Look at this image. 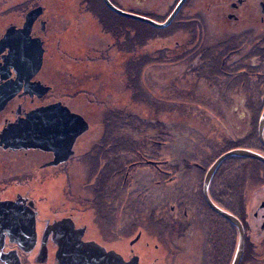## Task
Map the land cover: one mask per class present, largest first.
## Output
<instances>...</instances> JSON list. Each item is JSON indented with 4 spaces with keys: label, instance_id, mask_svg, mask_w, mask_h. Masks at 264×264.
Instances as JSON below:
<instances>
[{
    "label": "rangeland",
    "instance_id": "obj_1",
    "mask_svg": "<svg viewBox=\"0 0 264 264\" xmlns=\"http://www.w3.org/2000/svg\"><path fill=\"white\" fill-rule=\"evenodd\" d=\"M22 1L24 0H0V35L10 24H22L33 1L37 0H28L29 8ZM113 1L124 7V10L145 12L148 16L155 15L161 22L168 18L179 0ZM38 3L45 6L55 22L46 39L44 64L39 77L42 78L44 73L50 72V68L55 78L63 79L69 92L78 97L80 106L83 107L84 102L92 105L94 109L89 111L96 121L93 123L94 129H103L108 120L115 124L117 129H113L115 135L112 145L105 139L99 141L102 144L106 142L104 146L107 149L98 153L92 149L88 150L89 156L82 162L66 167L65 177L38 183L37 195L41 198L39 206L43 205L42 201H48L47 205L61 214L73 213L77 221L92 223L98 229V234L99 230L102 234H99L98 239L118 238L116 242H108L109 247L127 253L130 248L129 241L134 238H141L138 242L162 241L160 230L154 226L148 227L149 216L154 207L165 206L164 212L171 214L172 205L177 213L179 205L182 204L181 210H187L188 218L193 219V227L181 237L182 240L177 241L180 237L173 236L168 238V241L192 242V251L186 255H194L193 264L203 257L207 262L210 258L208 242L216 240V254L223 249V245L218 246L217 241L223 239L224 228L223 225L208 226L206 213L209 211L205 213L197 204L199 190L202 192L204 182V175L199 172L216 157L220 149H224L223 138L227 128L231 131L229 136L234 139L238 138L239 133H244L242 129L248 128L244 125L232 131L235 121L231 116L237 117V112L245 109L246 102L241 100L244 94L250 92H239L238 88L234 102L229 104L233 107L228 109V102L225 101L224 94L219 93L214 81L210 82L202 72L192 74L184 71L190 62H195L190 57H194L197 36L194 37V33L189 31L194 27V18L201 17L200 14L207 17L205 8L210 6L211 0H186L176 17L179 16L181 23L190 29H178L172 36L158 37L148 43V37L143 33L144 27L138 24L133 26L131 23L130 31H116L120 36L119 40L115 41L113 31L106 30L99 18L86 9L82 0H38ZM204 25L206 26L205 20L202 26ZM204 34L202 42L210 54L206 30ZM186 55L187 57H184ZM134 65H139L141 79L136 78ZM89 78H92L93 82ZM139 83L150 99L144 100V96L134 95ZM142 95L141 93L140 96ZM134 116L140 120H136ZM122 118H127L131 124L123 126ZM135 143L139 144L138 148H134ZM94 145L95 141L91 145L92 148ZM95 155L105 161L112 158L109 162H118L117 166L106 165L104 168L112 167L116 168L117 172L121 171L115 175L114 181L123 182L121 186L126 192L144 190L149 198L151 196L146 204L149 208L145 209V212L140 210L141 203L138 198L128 204V198H123L127 196L125 192L116 197L114 206H117L118 211H114L116 214H110L113 219L105 210L97 206V209L94 208L96 203L91 204L85 193L88 185L95 184L94 177L98 167H94L95 163L91 160ZM145 159L166 160L165 168L163 166L165 171L160 173L153 165H146ZM221 167L224 168V163L219 169ZM68 171L75 173V177L67 176ZM254 174L255 172L251 180L254 182L249 185L247 205L251 221L257 191L256 186L254 187ZM56 175L63 176V173L57 172ZM158 179L160 183H157ZM124 182L129 189L123 186ZM233 183L239 193L240 177L234 178ZM212 184L214 185V178L211 186ZM123 194L125 195L122 196ZM237 202L238 199L232 201ZM131 206L132 210H128ZM192 215L199 221L195 229ZM94 226H91L92 229ZM100 228L106 230L102 231ZM140 231L141 234L137 235ZM248 233L252 239L258 237L255 228L251 230L249 227ZM163 236L166 234L163 233ZM123 242H126L127 246ZM139 245L141 243L135 245L136 251L140 249ZM160 251L161 249H155L154 246L142 250L143 253L146 252L144 264H156L155 258ZM178 254L174 246L168 247L164 252V264H190L189 259H182Z\"/></svg>",
    "mask_w": 264,
    "mask_h": 264
},
{
    "label": "flooded vegetation",
    "instance_id": "obj_2",
    "mask_svg": "<svg viewBox=\"0 0 264 264\" xmlns=\"http://www.w3.org/2000/svg\"><path fill=\"white\" fill-rule=\"evenodd\" d=\"M22 3L29 8L28 0H24ZM39 6L43 7V11L34 22L30 35L34 38H40L46 51V39L53 30V26H55V24L52 25L54 17L47 13L48 10L44 5H40L38 0L36 2L33 1L32 7L28 12ZM117 6L122 8L120 5ZM135 13L148 16L145 12ZM205 13L207 17H204L205 14H200L201 17L194 18V37L197 36L196 44H194V72H199L198 70L204 67H209L210 69L219 68L224 73L223 75L216 73L217 78H214L215 81H223V85L237 86L239 92L242 90L250 91L248 94H244L241 100L246 102L244 105L245 109L237 112V117L231 116L235 121V127L231 129L232 131L244 127V125L248 128L242 129L244 133H239L237 139L229 136L231 131H229L230 128H227L226 132H224L223 141L226 147L238 145L234 148H247L264 157V140L260 131L264 113V0H211L210 6L207 9L205 8ZM204 20L206 26H202ZM24 22L22 24H10L0 35V39L4 37L9 27L20 28L24 25ZM230 28H237V30H231ZM204 30L207 32V40L210 43V54L208 50L203 52L204 49L199 48V45H197L198 39L203 41L205 38ZM9 51L10 48L7 47L0 53V95L9 84L16 85L17 71L15 67L11 66V64L5 67ZM40 71L33 76L30 82H40L45 87H49L48 91L45 92L38 86L26 87V83H23L0 110V202L5 204L0 207V264H144V253L146 252L143 253L142 250L149 249L152 246L155 249H161L156 255V264H164V252L171 246H174L178 251V257H182V259L186 257V259L191 261L189 263L193 264L194 255H186L187 252L192 251V242L168 241L173 236L180 237L177 238V241L182 240L181 237H184L188 230L193 227V219L188 218L187 210H181L182 204L179 205L180 209H178L177 213L174 211L175 206L172 205L170 207L173 210L171 214L164 212V210L166 211L165 206L154 207L149 216L148 227H157L160 230L162 241L138 242L141 238H134L129 241L130 248H128L129 251L127 253L119 252L118 249L109 247L108 242H116L118 238L110 240L98 239L99 234H102L100 230L98 234V229L92 223H90L91 226L95 227L93 229L88 222L77 221L73 213L61 214L60 211L47 205L48 201H42L43 205L39 206L41 198H38L37 195V184L65 177L66 167H71L76 162H82L85 157L89 156V154L87 155L88 150H96L98 153L107 149L99 141L108 134L109 130L106 127L103 129L102 127H96L94 129L93 123H96V121L90 116L89 111L94 109L92 105L84 102V106H80L78 97L69 92L68 86L65 85V82L63 83V79L55 78L50 68V72L44 73L42 78L39 77ZM91 81L93 82V80ZM69 82L70 80L68 84ZM235 95L237 94L230 92L223 95L225 101L228 102V109L233 107L229 104L234 102L233 98ZM58 103H61L63 108H67L70 111L69 116L79 115L89 125L87 129L75 137L65 136L66 138L57 144L56 148L59 151V158L67 156L66 152L71 151L67 159L58 163L54 162L56 157L54 128L41 132L39 139L42 138L43 143L40 146L23 147L8 143L14 142L16 133L7 138V141H3V132L15 127L26 119L28 113L38 108L53 106ZM54 115L60 118L57 121L60 129V125H64L61 112L56 111L53 114V118ZM49 122L48 119L47 123L49 124ZM54 126L55 124H53ZM113 129L117 130L116 128ZM113 129L110 131L114 133ZM51 134H53L52 137ZM262 135L264 138V127ZM88 140L89 142H87ZM91 140L95 141L93 148L91 146L93 141L91 143ZM101 158L95 155L91 159L95 163L94 167H98L99 171L101 167L106 165L117 166V161L109 162L110 159L105 161ZM237 160L239 161L235 162ZM150 161H155L158 164H152ZM144 163L153 165L160 173L165 171L163 166L165 168L167 164L166 160L155 159H145ZM223 163V172L228 183L226 182V186L223 187L222 198L224 206L222 208L239 218L245 232L244 253L240 264H264V161L257 158L230 156ZM227 163H229L228 166H226ZM235 171L239 173L238 177H233ZM57 172L63 173V176L56 175ZM254 172L256 177L254 187L256 186L255 189L257 191L254 197L256 200L253 204L254 214L251 221L247 212L249 207L247 205L249 201V185L254 182H251ZM67 176L74 178L75 173L69 172ZM98 177L100 176L96 174L94 177L95 183ZM239 177L241 187L238 193V190L233 185V179ZM114 179L115 175L109 178V182ZM157 183H160V179H158ZM203 183L202 194L204 196ZM228 184L232 186H228ZM123 186L126 187L125 182ZM119 188L121 193L125 192L127 194L123 198H128L126 199L128 204H131V201L134 202V196H137L140 203L144 204L140 207V210L145 212V209L149 208L146 204L151 196L149 198V195L144 190H134V193L132 190L126 192V189L117 185L115 181L111 182V185H105L104 187L98 184L88 185L85 195L88 196L91 204L94 205L96 203L95 209H97V206L105 210L110 218L113 219L110 214H116L117 212L114 211H118L117 206L114 205L117 200L115 192ZM126 188L129 189L130 187L127 186ZM110 189L112 193L109 192ZM199 192L197 204L206 213L207 209L204 208L200 197L201 190ZM197 194L195 198H197ZM233 199H238L239 202L232 203ZM205 202L208 205L206 199ZM132 208L131 206L128 210H132ZM206 216L208 226H219L215 223L214 215L210 211L208 214L206 213ZM224 219L225 222L222 224L224 236L221 241H217L219 243L218 246L223 245V249L216 254L214 250L216 240L213 239L214 242H208L209 260L206 262L203 257V259H197L196 264H232L238 246L239 230L228 219L225 217ZM194 222L195 229V225L199 221L194 218ZM166 226L169 228L167 229ZM249 227L251 230L255 228L258 237L251 238L248 233ZM101 230L105 231L106 228ZM163 233L166 236H163ZM140 234L141 231L137 235ZM232 236L235 239L237 237L234 249L231 246ZM123 243L127 246L126 242ZM138 243H141V245H139L140 249L136 251L134 247Z\"/></svg>",
    "mask_w": 264,
    "mask_h": 264
},
{
    "label": "water",
    "instance_id": "obj_3",
    "mask_svg": "<svg viewBox=\"0 0 264 264\" xmlns=\"http://www.w3.org/2000/svg\"><path fill=\"white\" fill-rule=\"evenodd\" d=\"M106 5L113 10L114 12L134 18L146 23H149L157 28H164L171 24L174 20L186 0H179L172 10L170 15L165 21H158L154 18H151L146 15H142L139 13L131 12L124 10L114 4L111 0H103ZM43 7L39 6L31 9L27 15L24 25L20 28L15 26H11L7 29L6 34L3 38L0 39V53L5 50L7 47L10 48L9 55L7 57V61L5 67L11 64L14 66L17 71V79H15L16 85L9 84L6 86L0 95V110L4 107L6 102L13 97L14 93L19 89L20 85L26 83L27 86H38L41 90L43 89L45 92L49 90V87H45L40 82H30L34 75H36L43 64L44 52L45 49L43 47V42L40 38L32 37L31 30L36 19L42 14ZM59 111L61 112V118L63 119L64 125L57 124L59 121V117L53 114ZM70 111L67 108H63L61 103L55 104L53 106H46L42 108H38L35 111L28 113L27 118L18 123L15 127L10 128L3 132L2 139L3 141H7V138H10L12 134L16 133V137L13 140L14 142H8L12 145H19L25 147H35L42 145V138L39 139L41 132L49 129L52 130L54 128V148L56 151L55 163L59 161L67 159L71 151H67V156L63 158H59V151L56 148L58 143H61L66 137L71 136L75 137L82 131L88 128V122L84 120L83 117L79 115H71L69 116ZM49 119V124L47 120ZM54 120V122H52ZM53 124L55 126L53 127ZM263 127H264V113L262 116V123L260 127L261 137L263 138ZM53 134H51L52 137ZM50 142L52 143V139L50 138ZM71 145V143H70ZM230 156H240V157H248V158H257L264 161V157L247 148H234L222 153L218 156L214 162L208 168L204 183H203V191L204 197L208 203V205L215 212L220 214L221 216L228 219L231 223H233L239 230V239L238 246L236 249V253L233 259L232 264H240L241 259L244 253V242H245V232L243 225L238 217H236L230 211L222 208L218 204H216L210 196L209 187L210 183L217 172L220 165L223 161ZM152 164H156L155 161H150ZM5 205L4 202H0V207Z\"/></svg>",
    "mask_w": 264,
    "mask_h": 264
},
{
    "label": "trees",
    "instance_id": "obj_4",
    "mask_svg": "<svg viewBox=\"0 0 264 264\" xmlns=\"http://www.w3.org/2000/svg\"><path fill=\"white\" fill-rule=\"evenodd\" d=\"M82 2L85 4L86 9L88 11H90L92 14L96 15L99 18V20L101 21V23L103 24V26H104V28L106 30L113 31V35L115 37V41H118L119 40L118 37L120 36V34H117L116 31L117 32H121V31L127 32V31H130L129 30L130 29V26H129L130 23H133L135 25L138 24V25L144 27L143 33H144L145 36L147 35V37H148V38H146L148 40V41H146L147 43L156 40V38H158V37H166V36H169V35L172 36L173 33L176 32V30L178 31V29H190V27H188L186 24H182L181 23L182 20L179 19V16H177L175 18L174 22L170 26H168L167 28H157V27H155V26H153V25H151L149 23H146V22H143V21H140V20H137V19H133V18H130V17L122 16V15L114 12L113 10H111L106 5V3L103 0H82ZM112 2H114L115 4H117L113 0H112ZM122 8H124V7H122ZM149 16H151V17L155 18L156 20H159L160 21L159 17H157L155 15L154 16L149 15ZM178 22H180V23H178ZM119 28H121V29L123 28V30H120ZM189 33H192V34L194 33V27L193 26L191 27V30L189 31ZM201 42H202V39H198L197 45L201 46L203 44L201 46V48L205 49L206 48L205 44L204 43H201ZM207 50L208 49L204 50L203 52H207ZM184 57H187V55L184 56ZM190 59L192 61H194V57H190ZM203 59H205V57H203ZM184 71L186 73H192L193 74L194 73V63L193 62H190L189 63V67L186 68V69H184ZM198 71L199 72H202L204 74V77L209 78L208 80L210 82H213L214 81L215 86L219 90V93H221V94H226L228 92H230V93H236V90L238 89L237 86H236L237 87L236 88L233 85H223L224 84L223 81H219V80H216L215 81L214 78H217L216 73L219 74V75H223L224 71H222L221 69H219V68H217V69H210L209 67L208 68L207 67H204L202 69H199ZM135 76H136V78L141 79V77H140L141 76V69L139 68V65H136L135 66ZM93 78H94V76H93ZM89 79L93 80L92 78H89ZM232 89L234 91H232ZM141 93L143 94L142 96H140ZM134 95L136 97H143L144 96V100L150 99V97L148 96V94H146L144 88L140 85V83H139V86L137 87V89L135 90ZM258 114H259V112H258ZM134 118L136 120L137 119L140 120L137 116H134ZM130 124H131V122L127 118H122V125L123 126L130 125ZM105 127L107 129H109V130H108V134L102 140H104V139L105 140H108V141H110L109 144L112 145L114 133L112 131H110V130H112L113 128H115V124L110 123V120H108L105 123ZM118 129H119V124H118ZM100 144H102V143H100ZM106 144H107L106 142L103 143V145H106ZM236 146H238V145H231V146H228V147H226L224 145V149H220V151H219L220 154L219 153L216 154L215 155L216 157L213 158L212 161H210V162H208V164L204 165L205 167L203 168L201 174L204 175V173L207 170V168L214 162V160L218 156H220L225 151H227V150H229L231 148H234ZM138 147H139V144L138 143H135L134 148H138ZM104 150H102V151H104ZM94 151H96V150H94ZM222 168L223 167H221L219 169V171H217V173L215 174V176H214V185L212 184V186H210V189H209L210 190V193H211V196H212L211 198L213 199L214 202H216V204H218L221 207L224 206V204H223V198H222L223 187L226 186L225 183L227 182L226 175L224 174ZM123 169L124 168H122V170ZM115 170H116V168H112V167H108V168L101 167V169L99 171V168H98V171H97L96 174H98V176H100V177L97 178V181H96L95 184H98V185H100L102 187H104L105 185H111V182L113 183L114 180L113 181L111 180L109 182V178L113 177V175H116L117 173H121L120 170H118V172H115ZM238 176H239V173L235 171L233 177H238ZM231 182H232V180H231ZM115 183L117 185H120L121 186L123 182H120L118 184V182L115 180ZM228 186H232V185L228 184ZM109 192L112 193L111 189L109 190ZM115 194L117 196L119 194H121L120 188H119V190H117L115 192ZM134 197L135 198H138L137 196H134ZM200 197H201L202 204H203L204 208H206L207 210H209L214 215L213 217L215 219V223L218 224L219 226H221L225 222L224 217L221 216L220 214L216 213L212 209H210V207L205 202V199H204V196H203L202 192L200 194ZM143 205L144 204H141V206H143ZM166 227H167V229L169 228L168 226H166ZM231 227H232V229H234L233 226H231ZM231 242H232L231 243L232 249H234L235 242H236V239H235L234 236H232Z\"/></svg>",
    "mask_w": 264,
    "mask_h": 264
}]
</instances>
